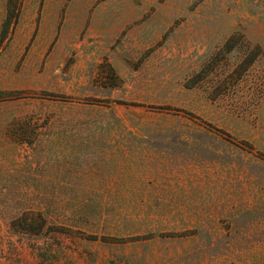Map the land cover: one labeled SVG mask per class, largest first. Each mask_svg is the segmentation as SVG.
<instances>
[{
	"label": "rangeland",
	"instance_id": "obj_1",
	"mask_svg": "<svg viewBox=\"0 0 264 264\" xmlns=\"http://www.w3.org/2000/svg\"><path fill=\"white\" fill-rule=\"evenodd\" d=\"M0 264H264V0H0Z\"/></svg>",
	"mask_w": 264,
	"mask_h": 264
}]
</instances>
